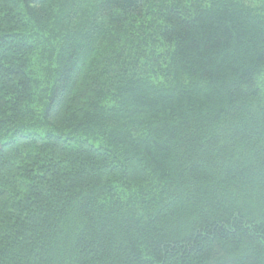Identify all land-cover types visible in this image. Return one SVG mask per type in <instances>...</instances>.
Segmentation results:
<instances>
[{"label":"trees","instance_id":"trees-1","mask_svg":"<svg viewBox=\"0 0 264 264\" xmlns=\"http://www.w3.org/2000/svg\"><path fill=\"white\" fill-rule=\"evenodd\" d=\"M0 264H264V0H0Z\"/></svg>","mask_w":264,"mask_h":264}]
</instances>
